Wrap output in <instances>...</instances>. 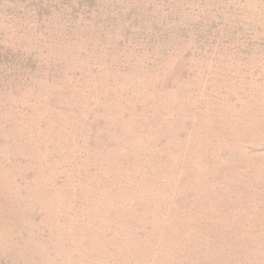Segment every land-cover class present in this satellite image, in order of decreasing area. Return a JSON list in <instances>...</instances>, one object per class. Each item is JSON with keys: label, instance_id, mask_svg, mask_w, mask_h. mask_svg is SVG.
<instances>
[{"label": "rangeland", "instance_id": "rangeland-1", "mask_svg": "<svg viewBox=\"0 0 264 264\" xmlns=\"http://www.w3.org/2000/svg\"><path fill=\"white\" fill-rule=\"evenodd\" d=\"M0 264H264V0H0Z\"/></svg>", "mask_w": 264, "mask_h": 264}]
</instances>
